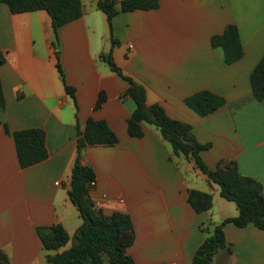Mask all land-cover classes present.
I'll return each instance as SVG.
<instances>
[{"label":"crops","instance_id":"0c3cea01","mask_svg":"<svg viewBox=\"0 0 264 264\" xmlns=\"http://www.w3.org/2000/svg\"><path fill=\"white\" fill-rule=\"evenodd\" d=\"M96 1L80 0L81 15L56 33L45 10L11 13L0 3V251L8 264H46L35 227L54 223L69 236L58 251L70 245L80 218L67 195L68 179L77 130L90 117L105 120L117 136L112 146H86L80 153L95 174L89 197L99 203L93 206L104 214H128L134 238L126 253L135 264H190L207 235L199 224L233 217L237 208L192 158L169 159V145L153 125L141 122L140 138L127 133L135 105L125 94L127 81L107 59L143 86L147 105L158 104L169 118L189 125L197 142L208 144L199 153L208 169L233 160L264 190V99L256 100L249 84L264 53V0H157L153 9L119 11L110 30ZM227 25L235 26L242 49L231 63L210 43ZM100 91L105 98L94 109ZM199 91L224 102L199 116L183 103ZM3 125L10 132L42 129L45 159L19 167ZM191 189L211 195L208 210L191 208ZM223 233L226 247L214 253L212 264H264L263 230L226 223Z\"/></svg>","mask_w":264,"mask_h":264},{"label":"trees","instance_id":"16d2710c","mask_svg":"<svg viewBox=\"0 0 264 264\" xmlns=\"http://www.w3.org/2000/svg\"><path fill=\"white\" fill-rule=\"evenodd\" d=\"M97 0L96 7L106 18L108 28L111 19L119 11L134 9H153L158 6L157 0ZM11 13H19L43 9L50 17L54 33L58 26L70 22L81 15L80 0H0ZM212 46L222 49L226 63L237 60L242 49L235 26L227 25L220 35L212 36ZM55 43L53 42V46ZM4 57L0 52V64ZM107 63L111 70L125 79L128 86L125 90L134 102V109L126 118V130L130 136L140 138V123L153 125L167 142L170 148L168 158L189 156L195 166L203 172L207 179L219 188V195L235 204L237 214L227 217L218 223L207 220L199 224V228L207 233L203 241L196 247L190 264H212L214 253L226 247L223 226L231 223L236 227L252 225L264 231V190L257 180L240 174L233 160H220L214 169H208L202 162L199 153L208 148L194 138L190 126L169 118L158 104L145 103V90L130 77L124 76L119 69ZM57 70L62 76L58 62ZM252 96L261 101L264 99V53L249 74ZM64 90L74 99L73 88L64 83ZM105 95L99 92L93 108L96 109ZM223 98L208 91H199L183 99V103L199 116H204L223 104ZM3 106V94L0 85V108ZM4 131L12 137L19 167L24 168L45 159L47 153L44 145V132L40 128H25ZM117 143V136L109 128L105 120L88 117L81 131L77 130L76 157L70 169L67 195L75 206L80 224L72 235L70 245L58 251L69 240V236L59 223L35 227V234L45 250L46 264H135L126 249L133 242L134 233L128 214L114 211L104 214L93 206L89 197V186L94 181V171L89 164L80 162V153L86 146H112ZM187 202L195 212L208 210L211 195L191 189ZM53 251V252H52ZM0 264H8L7 257L0 251Z\"/></svg>","mask_w":264,"mask_h":264},{"label":"built area","instance_id":"2783aa9c","mask_svg":"<svg viewBox=\"0 0 264 264\" xmlns=\"http://www.w3.org/2000/svg\"><path fill=\"white\" fill-rule=\"evenodd\" d=\"M93 184H94V181H91V182L88 184L89 189L92 188ZM102 197H104V196H102ZM91 201H92L93 205H97V204L99 203L97 200H91Z\"/></svg>","mask_w":264,"mask_h":264}]
</instances>
